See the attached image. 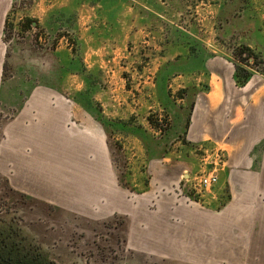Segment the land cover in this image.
I'll use <instances>...</instances> for the list:
<instances>
[{"label": "crops", "instance_id": "crops-1", "mask_svg": "<svg viewBox=\"0 0 264 264\" xmlns=\"http://www.w3.org/2000/svg\"><path fill=\"white\" fill-rule=\"evenodd\" d=\"M148 1L140 0L141 7L155 13ZM83 2L86 34L92 21L109 26L114 18L118 25L124 12L117 0ZM11 4L0 0V112L11 113L6 124L0 123V177L9 188L68 216L97 220L120 215L128 219V245L148 256L190 264H264V35L245 45L263 64L262 73L255 72L243 87L235 85L232 58L175 61L177 88L188 89L178 102L162 96L173 128L143 141L146 170H134L130 177L119 172L108 150V122L90 107L79 101L70 109L54 101L50 105L56 90L50 85L1 90L6 82L3 29ZM127 12L132 19L133 8ZM96 62L103 66L112 60ZM14 97L20 100L13 103ZM175 139L178 152L171 157L166 147ZM196 145L222 148L226 154L217 183L199 204L177 192L181 178L196 171L187 160ZM132 187H140L137 202L126 197Z\"/></svg>", "mask_w": 264, "mask_h": 264}, {"label": "rangeland", "instance_id": "rangeland-1", "mask_svg": "<svg viewBox=\"0 0 264 264\" xmlns=\"http://www.w3.org/2000/svg\"><path fill=\"white\" fill-rule=\"evenodd\" d=\"M83 1L12 0L5 19L2 77L6 82L1 90L50 85L56 89L50 105L54 101L55 106L70 109L79 101L90 107L112 125L106 145L119 172L129 176L134 170H146L143 141L135 133L154 140L173 128L162 96L178 102L181 92L188 89L177 88L175 61L232 58L234 47L264 35V0H150L147 5L155 13L142 8L140 0H117L124 11L119 12L118 25L114 18L108 19L109 26H95L92 21L87 34L81 25L88 15L80 7ZM47 6H53L48 16ZM128 8H133L132 19ZM104 58L112 62L93 63ZM63 96L67 99L61 103ZM19 100L12 99L13 103ZM4 112H0L1 126L11 115ZM68 133L66 128L64 134ZM177 142L172 140L166 147L171 157L178 152ZM208 148L196 145L187 160L198 167ZM139 190L132 187L126 197L137 202ZM66 212L17 194L0 177V219L13 213L19 216L21 227L55 264H190L131 248L126 241L128 219L120 215L94 220Z\"/></svg>", "mask_w": 264, "mask_h": 264}, {"label": "trees", "instance_id": "trees-1", "mask_svg": "<svg viewBox=\"0 0 264 264\" xmlns=\"http://www.w3.org/2000/svg\"><path fill=\"white\" fill-rule=\"evenodd\" d=\"M6 22V21H5ZM6 31L4 24L3 36ZM3 41L6 42L5 36ZM234 65L233 79L237 87H243L250 77L262 73V60L245 45L234 47L232 52ZM253 64L250 65V61ZM108 126H112L107 123ZM142 141L145 138L135 133ZM0 264H55L42 251L36 239L25 232L21 227V218L15 213L7 218L0 219Z\"/></svg>", "mask_w": 264, "mask_h": 264}, {"label": "built area", "instance_id": "built-area-1", "mask_svg": "<svg viewBox=\"0 0 264 264\" xmlns=\"http://www.w3.org/2000/svg\"><path fill=\"white\" fill-rule=\"evenodd\" d=\"M196 171L186 178L182 177L177 192L194 203H202L208 190L217 183V173L226 164L224 151L211 147L203 151Z\"/></svg>", "mask_w": 264, "mask_h": 264}]
</instances>
